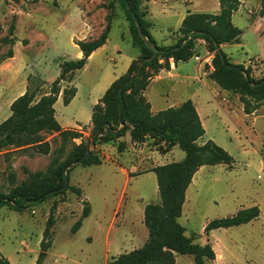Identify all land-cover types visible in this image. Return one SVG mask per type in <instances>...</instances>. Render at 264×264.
Wrapping results in <instances>:
<instances>
[{
    "label": "rangeland",
    "instance_id": "374dc122",
    "mask_svg": "<svg viewBox=\"0 0 264 264\" xmlns=\"http://www.w3.org/2000/svg\"><path fill=\"white\" fill-rule=\"evenodd\" d=\"M167 1L165 9L169 16L157 15L154 20L152 32L158 45L173 42L183 15L210 12L217 3V0ZM259 3L261 0L252 5L244 4L234 14L233 23L243 31L241 41L222 50L230 63L249 68L255 81L264 79V37L258 25H254L258 19L264 23ZM142 4L148 16L147 2L143 0ZM159 5L152 6L154 12ZM108 24L112 27L105 47L90 57L73 82L61 84L62 90L74 86L76 96L65 105L61 95L55 104L60 125L73 128L71 131L80 135L68 142L65 155L75 144L86 146L101 158L100 144H92L94 125H89L93 107L99 104L110 82L127 72L138 52L132 46L130 21L120 0H0V64L3 66L0 124L10 116V104L21 93L30 90L41 96L49 92L63 64L78 58L77 40L83 37L86 40L81 41L98 39ZM11 26H15L13 45L10 44ZM81 29L84 30L82 34ZM11 50L14 56L8 59ZM198 56L207 72L213 69V53L203 48ZM183 65L193 74L196 65L193 59ZM206 80L211 82L209 77ZM187 82L189 87L169 82L152 84L148 100L154 109L165 110L180 100L191 98L196 91L202 102L201 114L207 132L204 139L226 150L234 163L232 168L224 165L203 168L189 191L190 202L185 213L178 221L186 229V236L194 237L195 243L200 245L207 238L204 230L209 222L258 206L261 214L252 224L217 231L215 238L243 242L244 251L256 253L250 264H263L264 104L254 114L246 115L239 95L218 88L210 91L192 80ZM168 89L167 97L165 91ZM41 139L44 146L0 151V196L7 197L38 173L46 172L61 148V138L58 133L46 131ZM120 143L125 144L122 150ZM148 148L155 149L149 143L146 151H135L127 148L125 142H119L106 150L112 161L106 160L101 166H74L69 173V184L80 188L81 196L68 191L40 204H32L23 211L11 209V204L5 200L7 204L0 208V255L11 264H37L39 261L40 264H107L113 257L140 248L143 231H146L142 222L143 209L160 201L157 178L155 173L141 174L142 170H137L134 173L140 175L135 176L137 180L132 181L122 195L126 177L121 168L129 169L134 163L138 165L140 158L148 159ZM162 153L156 151L145 165L162 166L185 158L179 148H175L173 154ZM86 202L91 208L90 215L73 233V226L82 218ZM52 213L54 220L48 237L52 245L43 253L41 242ZM42 254L45 255L40 259ZM186 257L193 259L189 255Z\"/></svg>",
    "mask_w": 264,
    "mask_h": 264
},
{
    "label": "trees",
    "instance_id": "16d2710c",
    "mask_svg": "<svg viewBox=\"0 0 264 264\" xmlns=\"http://www.w3.org/2000/svg\"><path fill=\"white\" fill-rule=\"evenodd\" d=\"M120 1L130 21L133 46L139 49L140 56L133 61L126 74L113 82L99 104L93 107L92 144H108L130 136L133 143L149 142L163 153L177 146L185 153V158L152 170L156 174L160 201L148 204L144 209V225L149 232L148 241L140 248L111 258L107 264H176L177 255H189L194 258L195 264H207L216 259L212 246L195 244V238L186 236V229L178 220L182 216L186 192L199 169L218 165L232 168L233 157L212 140L205 144L200 143L206 131L191 100L183 102L177 108L171 107L152 114L144 92L155 74L170 69L171 59L178 64L197 56L201 49L197 46V41L203 40L207 49L214 54L213 70L208 76L209 79L220 89L239 95L244 113L254 114L264 104V79L255 81L250 76L249 68L230 63L222 51L223 45L239 44L241 41L243 31L233 23V16L239 10L241 0H219L220 11L216 14L188 13L178 32L180 39L175 45L167 47L158 46L152 37L149 30L151 24L147 21V13L142 7L143 0H129V3L141 23L147 42L141 38L125 0ZM145 1L148 3L151 0ZM261 9L264 17V0H261ZM110 30L111 25L108 24L98 39L77 43L83 57L63 64L61 74L52 83L49 92L38 96L35 92L27 90L11 104L10 116L0 124V151L44 146L41 134L46 131L59 134L61 148L51 160L46 172L38 173L7 197L0 196V208L8 202L11 209L23 211L32 204H40L68 191L81 196V189L69 184L70 171L78 165H102L103 159L84 145L73 144L65 155L68 142L74 141L80 135L62 128L56 119L55 104L60 95L65 105H69L74 99L76 88L73 86L62 90L61 84L75 80L77 73L86 66L89 57L107 43ZM14 31L15 26H11V45L15 43ZM262 36L264 37V23ZM148 43L156 45L159 50L151 61L147 59H150L154 52L149 49ZM13 56L11 50L7 58ZM160 60H163V63H160ZM142 61L144 64L139 72ZM124 148L125 144L120 143L119 149ZM90 212L91 208L86 202L82 218L73 226V233L79 230ZM260 214L258 206L241 209L232 217L209 222L204 232L209 235L214 230L239 227L258 219ZM53 220L52 213L41 242L43 253L52 245L48 237ZM0 264L11 263L0 255ZM37 264H40V261Z\"/></svg>",
    "mask_w": 264,
    "mask_h": 264
},
{
    "label": "crops",
    "instance_id": "0c3cea01",
    "mask_svg": "<svg viewBox=\"0 0 264 264\" xmlns=\"http://www.w3.org/2000/svg\"><path fill=\"white\" fill-rule=\"evenodd\" d=\"M196 1V0H195ZM256 1L257 3V0H241V6H244V4H247V5H252L254 2ZM190 2V1H189ZM194 2V0H193ZM169 1L167 0H151L147 3V8H148V16L146 17L147 21L151 24V27H150V33L152 35V37L154 38V40L156 41L157 43V39L155 36H153V32L154 29H155V24H154V20L156 18V16H161V17H164V18H167L169 16V13L166 11L165 9V4H168ZM191 3V2H190ZM157 4H160L159 7H158V10L154 12V10L152 9V6H155ZM259 7L261 8V3H259ZM239 8V9H240ZM211 10H209L210 12H202V13H211V14H216L220 11V5H219V0H217V3L212 7L210 8ZM239 11V10H238ZM189 13V12H188ZM187 15V14H186ZM186 15L182 16L181 17V20H180V25L178 27V30L177 32L173 35L172 37V40L173 42L171 44H164V45H158L160 47H167V46H172V45H175L177 43V41L180 39V34L178 33L179 32V29L181 27V24L184 20V18L186 17ZM82 24L84 26L87 27V24L84 22H82ZM258 25V29L260 30V32L262 31V27H263V23L261 21V19H258L254 25ZM112 27V25H111ZM82 32H84L83 29H81V34ZM132 38V37H131ZM81 40H86L85 37H83L82 39H78L77 41H81ZM108 42V41H107ZM18 44H16V47H17ZM228 45L230 44H225L222 46V50L224 48H226ZM75 46L79 49V52H78V59H81L83 57V53L80 51V48L79 46L75 43ZM132 46H133V42H132ZM197 46L200 47L201 49H207L206 48V45L203 46L201 45V40H198L197 41ZM105 47V45L103 46ZM103 47H101L100 49H102ZM134 47V46H133ZM135 49H137V53L134 55V57L132 58V62L130 64V66L132 65L133 61L138 59V57L140 56V51L138 48L134 47ZM15 50V49H14ZM14 50H13V53H14ZM99 50V49H98ZM96 52V51H95ZM95 52L90 56L92 57ZM16 55V54H15ZM198 56V55H197ZM89 57V59H90ZM137 57V58H136ZM200 57V56H199ZM8 59H13L12 58H8ZM88 59V61H89ZM193 60L196 62V65L194 66V70H193V74L192 73H188L189 69H187L185 67V65H183V62H180L178 64H175L173 59L170 60V69L169 70H161L159 71L157 74H155L153 76V78L151 79L150 83H149V86L147 88V90L144 92V95L145 97L147 98L148 100V94H149V89L151 87L152 84H157V85H163V84H166L167 82L169 83H176L180 86H188L189 87V83L187 82L188 80H192L194 81L195 83H197L198 85H202L204 88H208L210 91H212L214 88H218L220 89L213 81L211 82H208L206 80V78L209 76V74L212 72V68H210V71L206 72L205 68H204V64L202 61H201V57H200V60H196V58L194 57ZM87 61V63H88ZM160 63H163V60H160ZM87 65V64H86ZM129 66V68H130ZM2 68L3 66L0 64V72H2ZM85 68V67H84ZM129 68L127 69V72L129 70ZM126 72V73H127ZM125 73V74H126ZM1 74V73H0ZM124 75V74H123ZM122 75V76H123ZM121 77V76H120ZM119 78V77H118ZM118 78H115L113 79L109 84L110 86L113 84V82H115ZM187 80V81H186ZM109 86V87H110ZM108 90V89H107ZM106 90V91H107ZM222 90V89H220ZM224 91V90H222ZM168 92H169V89L165 91V96L168 97ZM25 92L21 93L19 96L23 95ZM105 94V93H104ZM61 96V95H60ZM59 96V97H60ZM103 97V96H102ZM166 97V98H167ZM191 98L189 99H186V100H180L172 105H170L168 108H171V107H174V108H177L179 107L183 102L187 101V100H191L195 106H196V109H197V112L199 114V117L201 119V122H202V125L204 127V120H203V117H202V114H201V106H202V102L199 101L200 99V96L197 94V92L195 91V93L193 95L190 96ZM59 99V98H58ZM148 102L150 103V106H151V112L152 114H157L158 112L162 111V109L160 108H157V109H154L151 102L148 100ZM13 103V102H12ZM11 103V104H12ZM10 104V106H11ZM167 108V109H168ZM166 110V109H165ZM91 119H92V116H91ZM92 122L90 121L89 125H91ZM62 128L64 130L66 129H73V128H68V127H64L63 125H61ZM205 129V127H204ZM207 135V132L206 134L204 135V137ZM204 137L200 140V143L201 144H205L206 142H208L207 140L204 139ZM119 142H125L126 143V146L127 148H129L130 150L133 149L135 151H146V147L148 146L149 142H145V143H141V144H136V143H133L130 139V136H127L126 138L124 139H120L116 142H111V144H104V145H99L98 147V150L101 152L100 155L101 158L103 159V164L106 160H110V157L108 155H106V150L109 146H111L112 148H114L115 144L119 143ZM175 148H178L177 146L172 148L171 151L167 152V153H170V154H173ZM93 149V148H92ZM149 149V148H148ZM159 152L157 150V148L155 149H149L148 153L150 154L149 158L146 159V158H140L138 160V165L137 163H134L130 166L129 169H126V168H121V171L123 172V174L125 175V184L122 188V195L125 194V192L128 190L130 184H132V181H135L137 180V177H135L136 175H140L138 173H134V172H137V170H142L141 171V174H152L154 173L152 170L157 167L156 164H153L152 165H145V161L146 162H150L151 159L153 158L155 152ZM167 153H162V154H167ZM105 155V157L103 156ZM173 163V162H172ZM102 164V165H103ZM167 164H169V162H167ZM101 166V165H100ZM206 167V166H205ZM204 167H201L199 169V171L195 174L194 178H193V181H192V184L190 185V187L188 188L187 192H186V200H185V203H184V207H183V211H182V215H184L185 213V207L187 206V204L190 202V199H189V191L192 187H194V182L196 180V177L200 174V172L203 170ZM145 209V208H144ZM144 209H143V218H142V222L144 224ZM117 212V210H116ZM115 212V213H116ZM182 217V216H181ZM180 217V218H181ZM179 218V219H180ZM255 221V220H254ZM253 221V222H254ZM249 224H252L251 223H248V224H245V225H242V226H247ZM145 226V225H144ZM206 227V226H205ZM234 228V227H233ZM220 230H231V228L229 229H219V230H214L212 232H210L209 235H207V238L205 240V242L203 244H200L201 246H204L206 244H210L215 252V255H216V259L212 262H208L207 264H243L244 262H246V264H250V262L252 263L253 261V255L256 254L255 252L252 253V254H249V252L247 253L246 251H244L245 247L243 245V242H238V241H235L233 239H230V240H220V239H217L215 238V233L217 231H220ZM144 233V237L142 239V245L140 247H142L147 241H148V238H149V232L146 228V231L144 230L143 231ZM186 234V233H185ZM196 241V240H195ZM194 241V243H195ZM196 244V243H195ZM199 245V244H198ZM261 245H263V242H261ZM136 249V248H135ZM133 251V250H132ZM188 255H177L176 256V264H195L194 263V258L191 259L189 257H186ZM182 258V259H179V258ZM108 263V262H107ZM264 264V263H263Z\"/></svg>",
    "mask_w": 264,
    "mask_h": 264
},
{
    "label": "water",
    "instance_id": "95a60500",
    "mask_svg": "<svg viewBox=\"0 0 264 264\" xmlns=\"http://www.w3.org/2000/svg\"><path fill=\"white\" fill-rule=\"evenodd\" d=\"M125 2H126L128 8H129V10L131 11V13H132V15H133V17H134V19H135V21H136V24H137V26H138L139 33H140L141 38H142L144 41L147 42L148 40L146 39V36H145V34H144L143 30H142L141 23H140L139 19L136 17V15L134 14V12H133V10H132V8H131V6H130L129 0H125ZM148 47H149V49H150L151 51L154 52V55H153L150 59H147L148 61H151L152 59H154V58L157 56V54L159 53V50H158V48L156 47V45H154V44H150V43H148ZM143 64H144V61H142V62L140 63V65H139V72L141 71ZM88 155H89V153H88ZM44 255H45V254H42V255L40 256V259H42V258L44 257Z\"/></svg>",
    "mask_w": 264,
    "mask_h": 264
},
{
    "label": "built area",
    "instance_id": "2783aa9c",
    "mask_svg": "<svg viewBox=\"0 0 264 264\" xmlns=\"http://www.w3.org/2000/svg\"><path fill=\"white\" fill-rule=\"evenodd\" d=\"M201 45L205 46L207 45L205 41L201 40ZM210 55V54H209ZM208 55V56H209ZM196 60H200V57L199 56H195ZM211 59V56L207 58V60H210ZM213 70V69H212ZM207 72V71H206ZM79 129H81V127H78Z\"/></svg>",
    "mask_w": 264,
    "mask_h": 264
}]
</instances>
